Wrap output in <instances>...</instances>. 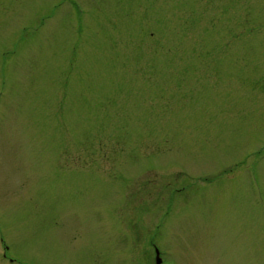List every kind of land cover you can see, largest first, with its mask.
<instances>
[{
	"label": "rangeland",
	"instance_id": "1",
	"mask_svg": "<svg viewBox=\"0 0 264 264\" xmlns=\"http://www.w3.org/2000/svg\"><path fill=\"white\" fill-rule=\"evenodd\" d=\"M264 264V0H0V264Z\"/></svg>",
	"mask_w": 264,
	"mask_h": 264
},
{
	"label": "water",
	"instance_id": "2",
	"mask_svg": "<svg viewBox=\"0 0 264 264\" xmlns=\"http://www.w3.org/2000/svg\"><path fill=\"white\" fill-rule=\"evenodd\" d=\"M158 255V254H157ZM160 261H159V259H158V256H157V263H159Z\"/></svg>",
	"mask_w": 264,
	"mask_h": 264
}]
</instances>
